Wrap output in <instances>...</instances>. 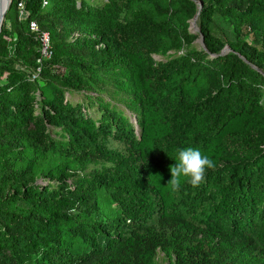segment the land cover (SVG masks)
Wrapping results in <instances>:
<instances>
[{"label":"trees","instance_id":"trees-1","mask_svg":"<svg viewBox=\"0 0 264 264\" xmlns=\"http://www.w3.org/2000/svg\"><path fill=\"white\" fill-rule=\"evenodd\" d=\"M200 1L11 0L0 264H158L159 250L169 264H264V0ZM217 18L229 31L216 32ZM53 24L119 43L106 53ZM187 147L215 168L172 191Z\"/></svg>","mask_w":264,"mask_h":264},{"label":"rangeland","instance_id":"rangeland-1","mask_svg":"<svg viewBox=\"0 0 264 264\" xmlns=\"http://www.w3.org/2000/svg\"><path fill=\"white\" fill-rule=\"evenodd\" d=\"M92 3H99L101 2V0H89ZM200 1V0H198ZM199 3V2H198ZM194 19H192L190 21V28L193 32L199 33L198 36H196L194 38V42H198L200 45V31H199V27L197 25L196 19L195 22L193 21ZM8 23V22H7ZM54 28L60 32L62 35L66 36L69 39H77V40H85V39H89L90 43L97 49H100L106 53H109L112 49H114L118 43H119V37L116 36H111L108 35L106 33H103L99 30H92V29H87V28H69V27H65L59 24H53ZM215 30L217 33H225V30L229 31V27L226 25V23L222 20L220 21V19H216V26H215ZM249 30V28L247 29V31ZM257 39V38H256ZM251 38L250 36H248V41H250ZM263 38H259L257 40V45L261 46L260 43H262ZM224 49L226 48L227 50L230 49V46L226 43L223 47ZM168 52H171L168 51ZM151 56L152 59L158 60L159 58H161L160 54L155 53V52H151ZM264 94V93H263ZM125 112L128 114H131L130 111L128 109L125 108ZM131 120L133 122V124L135 125V118L134 115H131ZM33 182H37V183H41L44 184L46 183V181H43L42 178L37 177L33 180ZM156 259L158 264H169V257L161 250H159L157 252L156 255Z\"/></svg>","mask_w":264,"mask_h":264},{"label":"clouds","instance_id":"clouds-1","mask_svg":"<svg viewBox=\"0 0 264 264\" xmlns=\"http://www.w3.org/2000/svg\"><path fill=\"white\" fill-rule=\"evenodd\" d=\"M264 106V100L259 101ZM177 163L170 166L171 179L167 182L172 191L181 187L182 178H188L193 187L205 179L206 169L215 168V163L199 149L187 147L178 150Z\"/></svg>","mask_w":264,"mask_h":264},{"label":"built area","instance_id":"built-area-1","mask_svg":"<svg viewBox=\"0 0 264 264\" xmlns=\"http://www.w3.org/2000/svg\"><path fill=\"white\" fill-rule=\"evenodd\" d=\"M20 7H22V0L18 3ZM30 28L32 30H39L38 25L35 21L30 22ZM39 38L41 41V53L44 57H47L50 55V37L49 33L46 30H42L39 33Z\"/></svg>","mask_w":264,"mask_h":264},{"label":"water","instance_id":"water-1","mask_svg":"<svg viewBox=\"0 0 264 264\" xmlns=\"http://www.w3.org/2000/svg\"><path fill=\"white\" fill-rule=\"evenodd\" d=\"M198 2H199V5H201V1H198ZM10 4H11V0H8L7 4L3 8L0 9V30H1V26H2V23H3V19H4V16H5V13H6L7 9L10 7ZM195 19H196V16L194 17V20H193L194 22H195ZM200 42H201L202 45H204V39H203V35L202 34H200ZM225 51H227V49L223 48L222 52H225Z\"/></svg>","mask_w":264,"mask_h":264},{"label":"bare ground","instance_id":"bare-ground-1","mask_svg":"<svg viewBox=\"0 0 264 264\" xmlns=\"http://www.w3.org/2000/svg\"><path fill=\"white\" fill-rule=\"evenodd\" d=\"M8 0H0V9L3 8L7 4Z\"/></svg>","mask_w":264,"mask_h":264}]
</instances>
